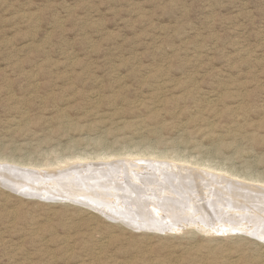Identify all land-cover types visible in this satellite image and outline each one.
I'll return each instance as SVG.
<instances>
[{
	"label": "rangeland",
	"instance_id": "1",
	"mask_svg": "<svg viewBox=\"0 0 264 264\" xmlns=\"http://www.w3.org/2000/svg\"><path fill=\"white\" fill-rule=\"evenodd\" d=\"M130 151L264 185V0H0L1 166ZM5 186L0 264H264V222L250 217L210 236L147 229L120 207L97 206L106 217L91 199ZM205 193L174 194L170 210L189 216L214 202Z\"/></svg>",
	"mask_w": 264,
	"mask_h": 264
},
{
	"label": "bare ground",
	"instance_id": "2",
	"mask_svg": "<svg viewBox=\"0 0 264 264\" xmlns=\"http://www.w3.org/2000/svg\"><path fill=\"white\" fill-rule=\"evenodd\" d=\"M113 157H125V159L112 161L111 159ZM145 157L154 158L145 159ZM92 159L102 160L103 163H80L74 165L80 161L87 162ZM155 159L171 160V162L163 160L157 161ZM187 164L203 167L205 169L219 170L209 166L211 164L203 165L189 161L187 157H174L173 155L171 158V156L169 157L166 155L156 156L146 153L135 154L133 151L105 152L102 155H96L94 157L83 154L58 158L47 164L40 165L48 167V170L38 172L33 170H11L12 168L8 170L6 166H1L2 164L0 163V184L9 187L10 191L20 193L21 195H31L33 197L39 194L57 196V191H59L63 193V196L59 197L61 199L68 196L70 197L69 199H71V196L91 199L90 201L95 205L90 206L96 210L98 209L101 214L102 212L104 213V210L98 207L104 208L105 211H109L108 209L110 207H115V209L120 207L123 208L124 212L134 214L136 216V221L144 225V228L147 229H150L151 226H156L159 227L160 230L164 228V230L169 231L173 226L176 227L180 222H184L190 223V228L198 230V233L203 232L200 234L205 233L210 236L219 234V232L227 233L238 229H240V232L245 229V226L239 228L232 227L228 224L234 217H241L242 219L250 217L253 219L254 224L259 222L262 224V222H264V185L248 184L245 183L246 180L245 182H238L234 180L235 178H231L237 176L232 172L226 171L225 173L230 174V177H227L226 174L218 175L203 170V168L201 170H199L198 167L197 169L192 168ZM13 173H16V175ZM17 173L21 174L17 176ZM41 175H43V177H41ZM260 180H250V182H261ZM196 189L205 190V195L208 197H210L209 195L214 196V202L200 205L197 207V210H193L190 213L191 215H185L184 217H179L181 215L180 213L170 210L177 202L178 197L175 198L176 196L174 197V194L178 195L182 191L192 193V191L194 192ZM93 198L96 200H93ZM215 203H219L223 210L227 208V210L225 209L226 212L223 213L224 210L222 214L226 215L228 212L232 213L231 219H226L225 216L222 215L220 216L221 218L217 219V214L222 210L217 211L216 207L218 205H215ZM233 212L235 214H233ZM199 213L200 215L195 217ZM102 215L109 217L107 214ZM151 216L153 220L150 219ZM111 217L112 216H110V220L113 221ZM113 217H115V215ZM123 217L126 216L124 215ZM166 218H170V224H163L160 221V219L164 220ZM246 219L245 221H249ZM128 220L135 221V218H128ZM211 220L217 221L218 226H212L210 224ZM116 222L124 224L132 229L134 228V230L136 229L135 227H131L132 225L130 222H121L117 219ZM149 222L151 225H149ZM186 225L189 226L188 224ZM175 229L179 231L182 228L178 226ZM185 229H187V227ZM252 233L255 232L252 231ZM261 234L264 235V230ZM263 235L261 237H263ZM263 240L264 238L262 241Z\"/></svg>",
	"mask_w": 264,
	"mask_h": 264
}]
</instances>
